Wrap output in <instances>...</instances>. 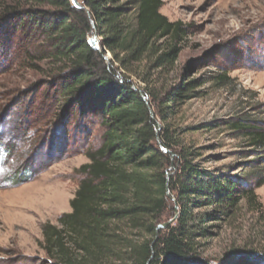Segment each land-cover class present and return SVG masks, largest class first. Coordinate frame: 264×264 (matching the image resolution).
<instances>
[{
	"label": "trees",
	"instance_id": "1",
	"mask_svg": "<svg viewBox=\"0 0 264 264\" xmlns=\"http://www.w3.org/2000/svg\"><path fill=\"white\" fill-rule=\"evenodd\" d=\"M77 1L81 9L70 0H0V67L52 68L44 112L54 118L59 104L77 107L103 129L101 144L83 152L88 163L74 171L70 212L42 225L46 259L34 264H207V224L225 222L241 200L259 212L255 191L264 178L241 187L209 173L196 163L200 149L184 146L183 133L169 125L168 114L190 99L196 82L164 89L161 78L189 29L160 13L162 0ZM93 35L101 52L88 44ZM228 130L247 140L259 155L254 162L264 158V128L236 120ZM211 207L214 214L194 213Z\"/></svg>",
	"mask_w": 264,
	"mask_h": 264
},
{
	"label": "rangeland",
	"instance_id": "2",
	"mask_svg": "<svg viewBox=\"0 0 264 264\" xmlns=\"http://www.w3.org/2000/svg\"><path fill=\"white\" fill-rule=\"evenodd\" d=\"M162 1L160 13L189 29L174 67L161 78L164 89L196 82L168 123L183 133L184 146L200 149L196 163L209 173L253 185L264 178V158L254 162L259 155L228 129L236 120L264 128V0ZM49 69L0 67V264L46 259L38 247L41 227L70 212L74 171L88 163L84 150L102 141L98 117L63 104L52 109L54 118L44 112ZM255 194L259 212L241 200L225 222L207 224L210 235L201 244L207 264L242 258L264 264V185ZM197 212L214 214V207Z\"/></svg>",
	"mask_w": 264,
	"mask_h": 264
},
{
	"label": "water",
	"instance_id": "3",
	"mask_svg": "<svg viewBox=\"0 0 264 264\" xmlns=\"http://www.w3.org/2000/svg\"><path fill=\"white\" fill-rule=\"evenodd\" d=\"M70 1H71L72 5L75 8H78V9H81L82 8V6L78 3L77 0H70ZM88 44H89L90 48L93 51H95V52H101L100 45H99V39H98L97 35H93V36L89 37ZM105 59L108 60L107 57ZM174 219L171 220V221H169L167 224L173 222ZM167 224L160 225L158 228H164Z\"/></svg>",
	"mask_w": 264,
	"mask_h": 264
}]
</instances>
